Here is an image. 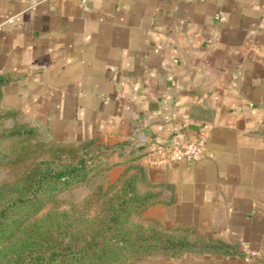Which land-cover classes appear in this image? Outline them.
Returning <instances> with one entry per match:
<instances>
[{
    "label": "crops",
    "instance_id": "obj_1",
    "mask_svg": "<svg viewBox=\"0 0 264 264\" xmlns=\"http://www.w3.org/2000/svg\"><path fill=\"white\" fill-rule=\"evenodd\" d=\"M0 111L138 164L146 214L213 245L133 264H264V0H0ZM173 134L202 158L145 165Z\"/></svg>",
    "mask_w": 264,
    "mask_h": 264
},
{
    "label": "trees",
    "instance_id": "obj_2",
    "mask_svg": "<svg viewBox=\"0 0 264 264\" xmlns=\"http://www.w3.org/2000/svg\"><path fill=\"white\" fill-rule=\"evenodd\" d=\"M0 119L14 120L9 134H28L38 128L49 135L44 127L15 121L12 111H0ZM52 141L58 149L72 145ZM75 145L81 148L75 160L65 161L68 154L60 158L52 152L41 164L34 163L17 182L0 187V264H133L152 255L173 256L197 245L177 229L162 224L160 229L154 226H160L156 222L144 225L134 219L155 197L146 189L138 164L130 165L133 173L125 176V169L115 182L97 188L96 212H89L85 206L41 212L54 193L84 182L85 148L106 149L92 142ZM197 246L205 249L213 245Z\"/></svg>",
    "mask_w": 264,
    "mask_h": 264
},
{
    "label": "rangeland",
    "instance_id": "obj_3",
    "mask_svg": "<svg viewBox=\"0 0 264 264\" xmlns=\"http://www.w3.org/2000/svg\"><path fill=\"white\" fill-rule=\"evenodd\" d=\"M13 124L14 120L0 119V187L17 182L34 163L41 164L52 152L59 154L60 158L68 154L65 161L68 159L73 161L81 155V148L75 143H72L66 150L56 148L54 144L57 143L53 142L54 139L42 129L32 128L28 134H9V131L14 128ZM82 153L86 156L85 166L87 168L84 182L54 193L41 212L70 210L82 206L88 208L89 212H96L97 200L94 199V195H96L97 188L104 189L107 182H115L118 177L112 181L107 179V172L112 163L108 150H100L94 146L85 148ZM150 205L140 208L134 219L144 225L156 222L160 226H154L163 229L160 222L146 214Z\"/></svg>",
    "mask_w": 264,
    "mask_h": 264
},
{
    "label": "built area",
    "instance_id": "obj_4",
    "mask_svg": "<svg viewBox=\"0 0 264 264\" xmlns=\"http://www.w3.org/2000/svg\"><path fill=\"white\" fill-rule=\"evenodd\" d=\"M83 2V0H79ZM36 1H31V6ZM143 160L148 166H166L177 162H193L202 158L204 140L201 136L195 139L182 140L176 134L170 136L164 143L142 142ZM245 259L258 256V251L248 247L243 248Z\"/></svg>",
    "mask_w": 264,
    "mask_h": 264
}]
</instances>
